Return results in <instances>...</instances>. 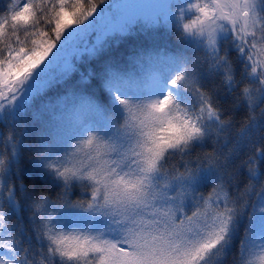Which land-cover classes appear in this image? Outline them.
Returning a JSON list of instances; mask_svg holds the SVG:
<instances>
[{
	"label": "snow or ice",
	"instance_id": "snow-or-ice-1",
	"mask_svg": "<svg viewBox=\"0 0 264 264\" xmlns=\"http://www.w3.org/2000/svg\"><path fill=\"white\" fill-rule=\"evenodd\" d=\"M229 258L264 264V0H3L0 264Z\"/></svg>",
	"mask_w": 264,
	"mask_h": 264
},
{
	"label": "trees",
	"instance_id": "trees-1",
	"mask_svg": "<svg viewBox=\"0 0 264 264\" xmlns=\"http://www.w3.org/2000/svg\"><path fill=\"white\" fill-rule=\"evenodd\" d=\"M22 2V0H21ZM3 4V0H0V6H2ZM174 39V38H173ZM136 42H142V41H147L148 43H152V40H148L146 38H135ZM155 41L160 43V44H171V41L167 38V37H161V36H157L155 38ZM124 47H128V45H124L123 47H119V50L114 53L115 55H119L121 52H123ZM223 94H221L222 97ZM257 114H259V110H257ZM245 117V110L244 109H239L236 112V119L237 120H241ZM210 150L209 148H205V149H197V152L199 151H208ZM195 158V154L193 156V159ZM27 162L26 158H25V163ZM35 181L33 180V177L30 173H28L27 171H25V179H24V183L27 184L29 186V188L32 187L33 183ZM12 222L13 224L18 228V229H22L24 230L26 233L30 232V221H29V214L27 211L20 213L19 214V219H17V217H13L12 218ZM229 264H230V258H229Z\"/></svg>",
	"mask_w": 264,
	"mask_h": 264
},
{
	"label": "rangeland",
	"instance_id": "rangeland-1",
	"mask_svg": "<svg viewBox=\"0 0 264 264\" xmlns=\"http://www.w3.org/2000/svg\"><path fill=\"white\" fill-rule=\"evenodd\" d=\"M156 37H157V36H156ZM156 37H155V38H156ZM136 38H142V39H143V38H146V39H148V40H152V39H153L152 37H149V36H147V35H141V36L136 37ZM155 38H154V39H155Z\"/></svg>",
	"mask_w": 264,
	"mask_h": 264
}]
</instances>
